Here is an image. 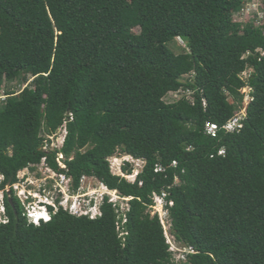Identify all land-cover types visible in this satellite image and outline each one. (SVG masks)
<instances>
[{
    "label": "trees",
    "instance_id": "1",
    "mask_svg": "<svg viewBox=\"0 0 264 264\" xmlns=\"http://www.w3.org/2000/svg\"><path fill=\"white\" fill-rule=\"evenodd\" d=\"M245 2L0 0V92L33 79L0 104V264H176L149 212L164 191L176 244L194 250L179 264H264V28L233 22ZM247 86L243 128L207 136ZM180 91L192 100H165ZM65 123L62 148L48 149ZM119 153L144 162L134 183L110 170ZM43 159L72 192L93 178L128 209L105 197L96 219L49 208V222L30 224L13 186Z\"/></svg>",
    "mask_w": 264,
    "mask_h": 264
},
{
    "label": "rangeland",
    "instance_id": "2",
    "mask_svg": "<svg viewBox=\"0 0 264 264\" xmlns=\"http://www.w3.org/2000/svg\"><path fill=\"white\" fill-rule=\"evenodd\" d=\"M258 6L264 7V4L263 3L259 4L258 2L256 3L255 1L252 0H246L244 7H242L240 11H237L233 14V22L239 23L243 27H245L246 24L255 20V18L258 16L256 13H260L262 15L261 9ZM185 47H186L185 42H183V40L179 38L174 40L170 45V48L176 54L183 53L186 50ZM250 71L251 70H248L243 75L244 79L248 78ZM184 79L185 80L191 79V76H187ZM32 81L33 79H31L29 83L25 85L21 84L19 81L6 83L3 90L0 92V104H3L7 99V96H5V92L7 90L10 89L16 91L17 93H20ZM184 96H186L190 101L192 100L190 98V95L184 93V91H180L178 94L176 93L170 94L165 98V100L168 103H172L177 100H180ZM47 139L51 142L48 149L50 150L60 149L63 146L64 132L62 129H60L57 134H55L52 137H48ZM109 161H110V170H112L113 174L118 176H121L122 174L127 175L122 170V167L126 166L127 164L130 165L131 170L136 171L137 173L141 172L142 171L141 169L144 166L143 161L135 160L122 153L117 154ZM33 170L34 171L32 170L21 171L18 174L19 182L14 185L13 188L14 195H16L22 203H24L23 201H25V198L27 196L30 197L32 199L31 201L33 202L34 200L37 201V199L39 201H46L45 197H48L50 201L52 200L57 201L60 198H66V197L70 198L71 195H73L69 180L64 176H60L54 171L48 169L46 167V164L43 163L39 164L35 166ZM1 179L2 177L0 176V181ZM132 180H134V178H132ZM82 188L83 189L81 192L85 193L86 195H89V199H93L94 203L96 202L94 201V198H96L97 201H99V199L101 200V195L103 194H108L105 196L108 198L112 197L113 199L117 200L116 193L113 192L109 193L104 187L101 186V184L97 180L93 178H89L87 181H85ZM6 190L9 192L10 187H7ZM2 200H3V192L0 191V222L4 221V218L2 217L3 215ZM96 203L97 205H99L98 202ZM26 205H28V203H26ZM162 216L163 214H161V217ZM164 229L168 244H170L171 249L174 250L173 253L174 261L176 264H179L178 257L180 253L184 252V248L176 244V242L174 241V237L171 233V229L167 221H164Z\"/></svg>",
    "mask_w": 264,
    "mask_h": 264
},
{
    "label": "built area",
    "instance_id": "3",
    "mask_svg": "<svg viewBox=\"0 0 264 264\" xmlns=\"http://www.w3.org/2000/svg\"><path fill=\"white\" fill-rule=\"evenodd\" d=\"M252 1H255L256 3L258 2L259 4H261V3L264 4V0H252ZM258 7L261 9L262 15L260 13H256L258 15L255 18V20H257L256 24L258 26L260 25L261 27L264 28V7H261V6H258ZM242 78H243V76H242ZM247 79H244V80L246 81ZM251 92H252V89L250 87L247 86V87L243 88L241 93L244 95V102H243L242 107L235 114V116L227 124H225L222 128H220L216 124H207L205 127V134L207 136L212 137V138H216L220 129L226 131L227 133H231V134L239 132L243 128V125H244L243 122L246 119L247 107L250 104V102L252 101ZM178 93L179 92H177L176 94H178ZM204 107H206V102H204ZM61 129L64 132V140H63V144H64V141H65V138L67 135L66 123L64 124V126ZM224 154H225L224 149L219 152V155H221V156ZM61 160H63V156L59 155L58 162L60 163L61 168H64ZM42 163L46 164V159H43ZM172 166L176 167L177 163L174 162ZM165 170H166V168H164L162 165H157L154 168V171L156 173H164ZM139 173L140 172L137 173L136 171H133L132 174H127V175L122 174L121 177L125 178L130 183H134L136 181V178L139 175ZM132 178H134V180H132ZM88 179L89 178H86V177H84L82 179L81 188L76 193L72 192L73 195H71V197H70L71 199L67 198V197L66 198H60L58 200V203H55L53 200L50 201L49 199L45 198L46 202H48V204L53 207V212L56 213L60 208H62L64 211H67L70 214H72L74 216H78V217L86 216V217H89L90 219H96L97 217H99L101 215L100 206L103 203L104 198L106 197L105 195H108V194L101 195V200L99 199V201H97V199L94 198V201L98 202L99 205H97L96 202L94 203L93 199L83 200V198L89 197V195H86L85 193L81 192L83 189L82 187L84 185V182L87 181ZM68 180H69V182H71L70 179H68ZM101 186L104 187L102 184H101ZM13 188H14V186H13ZM104 188L109 193L112 192V191H109L106 187H104ZM113 193H116L117 200L110 197L108 202L113 204L114 208L117 210V213H118V209H117L118 206H120L122 208L123 212L126 211L128 209L127 202L130 201V199L121 198L117 192H113ZM168 196H169V194L166 191L162 192L161 194L155 193L153 195V198H152L153 199V206L150 207L149 212L153 216L158 215L160 217V220H161L163 226H164V221H167L169 226L171 227L170 221H169V214H168V211L166 208L168 205L172 206L173 203L168 202V200H167ZM28 199H29V197L27 196L25 198V201H23V202L26 203ZM34 210H35V208H33V206L31 207L30 210H28V217L36 220L37 214L35 213ZM161 214H163L162 217H161ZM123 222L126 223L125 218H124ZM171 251L174 253V250L171 249ZM190 253L194 254V250L190 249V248H188V249L184 248V252L179 254L178 261L179 262L186 261L187 255Z\"/></svg>",
    "mask_w": 264,
    "mask_h": 264
},
{
    "label": "clouds",
    "instance_id": "4",
    "mask_svg": "<svg viewBox=\"0 0 264 264\" xmlns=\"http://www.w3.org/2000/svg\"><path fill=\"white\" fill-rule=\"evenodd\" d=\"M45 198L49 199L48 197H45ZM88 199H89V197L83 198V200H88ZM31 200L32 199L29 197V199L26 202V203H28V205H26V203H23V205H24V207L26 209V216H27L28 222L30 224L35 225V226H40L41 223L49 222L51 220V213H52L49 208L53 209V207L51 205H49L48 202H46V201H39L37 199V201L34 200L32 202ZM53 201L55 203H58V200L57 201L53 200ZM32 206H33V208H35L34 211L37 214V219L36 220L28 217V210H30ZM3 214H4V208H3ZM174 241H175V239H174Z\"/></svg>",
    "mask_w": 264,
    "mask_h": 264
}]
</instances>
